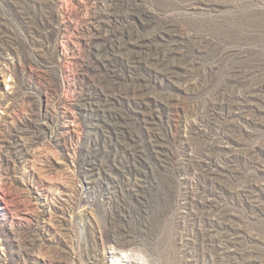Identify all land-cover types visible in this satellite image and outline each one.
<instances>
[{
  "label": "rangeland",
  "instance_id": "obj_1",
  "mask_svg": "<svg viewBox=\"0 0 264 264\" xmlns=\"http://www.w3.org/2000/svg\"><path fill=\"white\" fill-rule=\"evenodd\" d=\"M264 264V0H0V264Z\"/></svg>",
  "mask_w": 264,
  "mask_h": 264
},
{
  "label": "bare ground",
  "instance_id": "obj_2",
  "mask_svg": "<svg viewBox=\"0 0 264 264\" xmlns=\"http://www.w3.org/2000/svg\"><path fill=\"white\" fill-rule=\"evenodd\" d=\"M108 254L110 264H144L143 259L115 247L110 248Z\"/></svg>",
  "mask_w": 264,
  "mask_h": 264
}]
</instances>
